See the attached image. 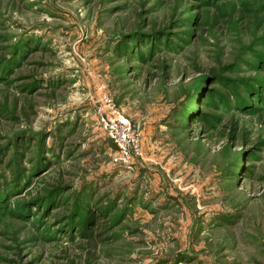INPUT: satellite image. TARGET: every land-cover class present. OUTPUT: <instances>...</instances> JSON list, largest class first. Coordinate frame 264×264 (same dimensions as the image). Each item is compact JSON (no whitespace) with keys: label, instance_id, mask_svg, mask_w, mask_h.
Here are the masks:
<instances>
[{"label":"rangeland","instance_id":"374dc122","mask_svg":"<svg viewBox=\"0 0 264 264\" xmlns=\"http://www.w3.org/2000/svg\"><path fill=\"white\" fill-rule=\"evenodd\" d=\"M0 264H264V0H0Z\"/></svg>","mask_w":264,"mask_h":264},{"label":"built area","instance_id":"2783aa9c","mask_svg":"<svg viewBox=\"0 0 264 264\" xmlns=\"http://www.w3.org/2000/svg\"><path fill=\"white\" fill-rule=\"evenodd\" d=\"M108 137H110L119 148L123 149L124 154L133 148L137 151L136 139L132 132L131 125L125 116L118 115L115 118H102Z\"/></svg>","mask_w":264,"mask_h":264}]
</instances>
